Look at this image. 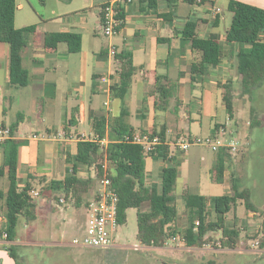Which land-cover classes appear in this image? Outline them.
Returning a JSON list of instances; mask_svg holds the SVG:
<instances>
[{"label":"crops","instance_id":"0c3cea01","mask_svg":"<svg viewBox=\"0 0 264 264\" xmlns=\"http://www.w3.org/2000/svg\"><path fill=\"white\" fill-rule=\"evenodd\" d=\"M110 1L16 0L15 28L36 25L23 55V64L29 71L26 86L10 84L9 45L0 42V126L11 127L18 123L14 134L22 141L17 165L18 183L21 188L30 183L43 199L37 203L36 218L26 221L27 227L31 222L34 224L28 231L30 236L35 235L33 232L39 233L41 218L58 220V216L67 209V205L54 203L55 190L48 187L51 180L64 179L72 167L67 154L74 156L77 153L79 139L87 138V134L95 135L96 119L118 116L123 108L135 133L153 134L166 129L165 142L170 145L171 160L163 161L147 153L148 186L160 190L163 167L175 163L178 168L176 185L181 182L183 186L178 195L174 194L175 204L182 200L187 208V194L212 197L233 193V181L228 175L229 160L223 181L215 182L211 178L219 151L208 153L206 151L212 149L200 145L194 146L203 147L202 152L190 151L194 146L183 151L178 145L181 136L214 135L225 124L217 120L223 116V110L226 111L222 104V84L235 72L241 44L226 41L230 26L225 33L219 31L224 16L215 6L216 0H204L202 4L160 0L155 9L141 0H131L123 4L124 25L119 34L111 38L103 35L101 42L100 9ZM237 1L264 8V0ZM184 3L197 6L196 18L192 20L198 22V34L203 38L214 36L222 43L221 61L209 69L194 65L201 54L193 50L191 40L182 39L181 31L191 19L186 15ZM47 33L78 34L81 36V50L72 52L67 43L47 45ZM112 46L116 53L125 50L133 55L135 72L123 99L113 98L111 94V86L120 80L115 55L110 53ZM194 66L197 74L193 79ZM163 74L179 83L177 95L181 105L178 112L173 113L170 108L157 109L155 98L150 93L157 76ZM100 95L105 96L102 106L98 101ZM181 122L189 124V132L180 128ZM108 142L107 134L102 143L107 145ZM3 163L4 153L0 146V168ZM92 169L80 166L78 175L96 181L97 175L91 174ZM8 188L5 170L0 174V232L5 224ZM177 208L180 214L179 206ZM24 232L28 233L23 231L19 238L16 230L14 241L0 240V264H17L6 246L22 244ZM60 237L63 238V233Z\"/></svg>","mask_w":264,"mask_h":264},{"label":"trees","instance_id":"16d2710c","mask_svg":"<svg viewBox=\"0 0 264 264\" xmlns=\"http://www.w3.org/2000/svg\"><path fill=\"white\" fill-rule=\"evenodd\" d=\"M149 8H156L160 0H141ZM171 1V0H168ZM191 3L195 0H186ZM228 8L233 13L232 22L226 32V41L238 42L241 48L238 56V71L242 76L243 92L250 93L264 83V8L237 1L228 0ZM16 0H0V42L9 45L10 65L9 80L12 86H26L29 83V71L23 64V55L30 38L36 31V25L24 28H15ZM124 18V12L120 11ZM162 16H167L162 14ZM198 22L189 19L181 36L183 40H191L192 48L201 54L195 66L201 65L204 69L220 63L222 43L214 36L201 37L197 32ZM47 45L67 43L70 51L81 50V36L74 33H47ZM118 64L117 71L120 80L111 86L113 98L123 99L131 87L135 65L130 51L122 50L115 54ZM193 68L192 78L197 71ZM205 72V70H204ZM179 83L168 75H158L156 85L151 89L156 108L168 110L170 101L175 99V112L180 110L181 102L177 95ZM225 108L229 117H233L234 109L232 97L229 92L224 95ZM127 111L123 108L120 115L107 119L98 118L94 121L93 131L96 139L81 138L77 144V153L72 156L67 154V160L72 167L64 179H53L48 187L55 190L54 199H59L57 194H64L66 199H74L76 206L84 202V195L90 191L91 178L78 175L80 166L96 167L97 179H100L105 170L112 180V186L119 195L118 221L120 225L127 222V210L137 208L138 240L146 246L163 247L166 240L177 237L179 230L175 227L178 221V208L175 204V185L178 176L177 164H168L163 167L161 189L146 184V156L144 147L138 143L126 140L127 135L134 133L133 127L126 120ZM253 124L258 125L257 121ZM18 123L11 125V137L0 143L4 153L3 167L0 174L7 171L9 188L6 194L7 212L4 216L3 232L7 233V240L16 239V230L19 219L24 216L26 221L36 218L37 202L31 196L32 186L28 183L21 188L18 183L17 165L19 148L22 141L14 137ZM4 126V125H2ZM218 130V129H217ZM109 136L107 145H102L106 135ZM152 135H159L161 144L157 145L151 156L170 161L171 148L166 143V129L155 131ZM232 157L226 148L219 150L218 159L211 170V178L215 182H222L227 168V162ZM107 164V169L104 166ZM244 200L250 210H255L248 189L240 190L238 183L233 182V193L212 197L187 194L188 226L183 234L187 246H202L208 232L222 230L221 239L223 248L235 249L238 244L240 231L226 226V215L231 211L238 200ZM148 203L147 210L144 209ZM209 204L216 213V219H210ZM199 222L196 225V222ZM17 244L6 246L10 256L20 264L19 257L14 251Z\"/></svg>","mask_w":264,"mask_h":264},{"label":"rangeland","instance_id":"374dc122","mask_svg":"<svg viewBox=\"0 0 264 264\" xmlns=\"http://www.w3.org/2000/svg\"><path fill=\"white\" fill-rule=\"evenodd\" d=\"M202 1L204 0H195L201 4ZM228 3V0H216L215 3L224 16L219 27V31L224 33L232 20ZM183 7L186 15L191 19L196 18V5L184 3ZM101 34L100 39L103 42L102 37L105 35L102 30ZM114 61L117 69L118 64L115 59ZM234 68L236 69L230 80L222 84V104L225 105L224 95L229 92L234 115L230 118L223 110V116L217 120L225 123L221 127L224 126L227 130V137L234 136L239 140L237 151H230L232 157L229 160L228 175L231 182L238 183L240 190H250L255 208L248 209L244 200L240 199L226 215V226L240 231L235 249L223 248L222 230L208 232L202 246H187L183 234L189 223L188 210L182 200L176 202L180 208L175 226L179 230L178 236L175 239L168 238L163 247L146 246L138 240L137 208L127 210V222L119 226L114 247L95 249L71 245L72 239L79 235V229L82 230L87 223L86 207L99 187L97 179L92 182L90 191L84 195V202L80 207L76 206L74 199H66L64 194H57L59 199H54V203L67 205V209L58 216V220L41 218L38 224L39 233L33 232L34 236H30L28 232L34 224L31 222L27 227L26 219L20 217L17 237L21 238L23 231L28 232L22 235L24 242L14 248L20 264H264V83L250 93H244L238 64ZM104 98V95L98 97L100 106ZM169 108L175 113L174 100ZM254 120L258 125L253 124ZM188 127L187 122L180 123V128L186 132L190 130ZM193 127L192 131L195 132ZM86 137L94 139L95 135L87 134ZM194 150L202 152L204 149L200 146L190 149ZM90 172L97 175L96 167ZM182 188L181 182L177 183L174 194L178 195ZM230 190L232 191V187ZM147 207L148 203L144 209L147 210ZM209 214L210 219H216L210 206ZM62 233L63 238L60 237Z\"/></svg>","mask_w":264,"mask_h":264},{"label":"built area","instance_id":"2783aa9c","mask_svg":"<svg viewBox=\"0 0 264 264\" xmlns=\"http://www.w3.org/2000/svg\"><path fill=\"white\" fill-rule=\"evenodd\" d=\"M131 0H112L104 4L100 9L101 29L105 36L113 37L121 31L124 25V18L120 16V11L124 3ZM110 53L115 55L116 49L111 47ZM11 137V129L7 126H0V143ZM95 137L94 139H96ZM126 140L142 145L147 153L161 144V138L151 133H133L127 135ZM101 144L102 143L101 140ZM178 145L183 151H187L191 146L200 145L219 151L226 148L228 151L236 152L239 140L234 137H227V130L223 127L217 134L207 136H181ZM107 164L104 166L107 169ZM36 202L43 201L40 193L34 189L30 192ZM63 200V199H62ZM119 195L112 186V180L105 170L99 179V187L93 198L87 204L88 219L79 235L72 239L71 245L79 247H89L95 249H108L115 246L116 234L120 226L118 221ZM199 222H196L198 225ZM175 239V237H173ZM7 239L6 232H0V240Z\"/></svg>","mask_w":264,"mask_h":264}]
</instances>
